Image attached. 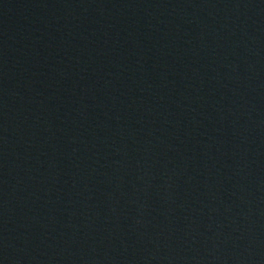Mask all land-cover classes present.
Masks as SVG:
<instances>
[{"label":"water","instance_id":"95a60500","mask_svg":"<svg viewBox=\"0 0 264 264\" xmlns=\"http://www.w3.org/2000/svg\"><path fill=\"white\" fill-rule=\"evenodd\" d=\"M0 264H264V0H0Z\"/></svg>","mask_w":264,"mask_h":264}]
</instances>
